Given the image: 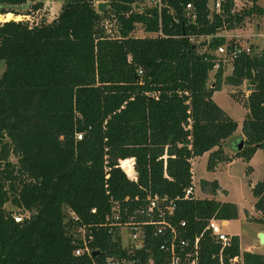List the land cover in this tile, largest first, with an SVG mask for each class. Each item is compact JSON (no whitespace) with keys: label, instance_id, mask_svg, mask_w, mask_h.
<instances>
[{"label":"trees","instance_id":"16d2710c","mask_svg":"<svg viewBox=\"0 0 264 264\" xmlns=\"http://www.w3.org/2000/svg\"><path fill=\"white\" fill-rule=\"evenodd\" d=\"M28 1L0 0V13L12 18ZM96 1L110 6L99 12ZM212 1L166 0L160 10L142 0H66L51 22H0V264H91L89 254H75L78 226L93 229V248L124 253L101 223L115 204L135 207L148 191L178 198L172 222L186 220L189 238L214 216L238 218L236 203L183 198L195 158L210 152L211 170L231 160L224 145L238 122L213 98L222 81H253L243 101L245 146L235 156L250 161L264 149V50L241 53L210 86L215 50L235 43L218 33L264 17V7L249 0L236 11L225 0L218 12ZM106 20L115 21V37ZM139 25L155 35L136 36ZM202 188L221 189L208 180ZM253 192L264 223V179ZM199 263L264 264V253L242 250L238 235L221 253L206 230Z\"/></svg>","mask_w":264,"mask_h":264},{"label":"built area","instance_id":"2783aa9c","mask_svg":"<svg viewBox=\"0 0 264 264\" xmlns=\"http://www.w3.org/2000/svg\"><path fill=\"white\" fill-rule=\"evenodd\" d=\"M33 0H29L28 3ZM41 2L40 7L29 9L28 12L20 14L22 19H29L36 24L48 22L44 19L46 1L35 0ZM147 5L162 9L166 0H146ZM225 0H213L211 7L215 11H221ZM95 6L98 10V3ZM37 5V3H36ZM188 9L192 8V4L187 5ZM99 11V10H98ZM100 12V11H99ZM41 15V18L39 17ZM112 21V20H110ZM106 21L104 27L107 35L115 37V34L108 32L109 27ZM116 26V23H115ZM116 33V32H115ZM220 36V35H219ZM212 36H207L210 39ZM237 38L231 39L235 43L232 46L220 45L214 52V71H218L224 67L227 62H232L243 52L254 54L258 49L252 47L251 44H242ZM166 159V156H165ZM131 167L135 175L130 177L136 179L134 162L132 159ZM127 172L128 166H127ZM197 198L194 184L189 186L184 193V199ZM139 200V197H136ZM128 200V198H127ZM178 198H173L168 194L152 193L148 191L146 197L135 207L121 206L115 204L111 213H109L101 226L107 231L114 241H118L124 253L108 254L102 252L99 248H93L92 243L95 240V232L87 226L76 227V235L74 243L76 244L75 254H89L92 258L91 264H200L201 239L206 230L211 232L215 240L221 244V253L232 245V235L226 233L223 225L227 224V220H221L212 217L208 220L204 232L196 235L195 238H189L186 235L187 222L182 219L176 224L172 222V217L177 210ZM95 211V210H93ZM75 221L79 218L74 212H71ZM20 220V217H16ZM159 238V243L149 244V240ZM95 251H100L98 255H93Z\"/></svg>","mask_w":264,"mask_h":264},{"label":"rangeland","instance_id":"374dc122","mask_svg":"<svg viewBox=\"0 0 264 264\" xmlns=\"http://www.w3.org/2000/svg\"><path fill=\"white\" fill-rule=\"evenodd\" d=\"M46 9L43 14L44 19L48 22L53 21L59 16L63 5L66 0H45ZM143 3H147L146 0H142ZM245 5L242 7L241 5ZM259 4L264 5V0H259ZM37 3V7L35 6ZM42 5L41 2H32L16 6L15 8L19 12L16 14L14 11L12 18H7L5 15L0 13V22L7 20H21L23 13H26L33 7L36 9ZM252 5L249 0H240L239 8L237 11L242 9H248ZM242 7V8H241ZM40 15V14H39ZM4 16V17H3ZM41 18V15L39 16ZM109 21L107 26L109 27L108 32L115 34L116 26L115 21ZM104 21V24L106 23ZM103 24V25H104ZM257 24L264 25V17L257 14L248 16L245 21L238 25V28H244V31L249 34H253L255 37H243V44H248L252 47H263L264 39L259 37V33L264 34V26L262 29L257 28ZM251 29V30H248ZM238 32V31H237ZM116 35V34H115ZM136 36L155 35L154 33H147L141 25L138 26L135 32ZM201 38L200 40H202ZM256 41V42H255ZM260 42V43H257ZM263 44V45H262ZM258 46V47H257ZM264 50V49H263ZM5 61L0 59V76L5 70ZM224 77L232 72V62H227L224 65ZM215 73L211 72L210 86L213 83L215 85ZM250 82L246 81L241 86H232L222 81L221 88L214 92V100L224 109L227 113L238 122V129L236 131V137L229 139L225 142V154L231 157V160L219 163L218 166L211 170L209 169L210 152L195 158L193 160V172H194V186L197 198H216L220 201L233 202L239 207V216L236 219L227 220V224L223 225V229L226 233L231 235H238L241 239V245L243 249L250 247L254 252H264V244L259 240V233L264 232V223L258 220L261 218V213H258L255 209V202L257 198L254 195L253 188L256 184L264 179V149H258L253 158L250 161L242 157H236L237 148L235 147L236 141L241 140L243 135V122L247 115V108L244 106L243 101L249 95L251 90L249 89ZM233 140L235 142L233 143ZM12 161L17 162V158L12 156ZM132 161H127L128 170L132 169ZM131 172V176L135 175V172ZM204 180L215 181L220 184L221 189L216 194H211L202 188V182ZM14 206L11 203L7 204V209L11 210ZM15 209V208H14Z\"/></svg>","mask_w":264,"mask_h":264},{"label":"crops","instance_id":"0c3cea01","mask_svg":"<svg viewBox=\"0 0 264 264\" xmlns=\"http://www.w3.org/2000/svg\"><path fill=\"white\" fill-rule=\"evenodd\" d=\"M244 2V1H243ZM259 3V2H258ZM26 4H28V3H26ZM239 4H240V0H235V10L237 11V9L239 8ZM245 5V2H244V4H242L241 6L243 7ZM261 5V4H260ZM261 6H263L264 7V5H261ZM241 7V8H242ZM62 10V9H61ZM57 18V17H56ZM264 26V25H263ZM261 24H257V28L258 29H262V27H263ZM245 28V27H244ZM244 28H242V29H240V28H238V26L236 27V28H234V29H228V28H226V29H224V30H222L220 33H218V35H221V36H223V37H226L227 39H234V38H236V36H239V38H237L242 44H243V42L241 41L242 40V38L243 37H255L253 34H249L248 33V31L247 32H245L244 31ZM248 30H251V29H249L248 28ZM238 31V32H237ZM258 36L259 37H261V38H263L264 39V34L263 33H259L258 34ZM256 42V41H255ZM257 43H260V42H257ZM261 44V43H260ZM263 45V44H262ZM258 47V46H257ZM258 50H260V49H264V45H263V47L261 46V47H259V48H257ZM257 152V151H256ZM255 155V154H254ZM194 182V181H193ZM241 248H242V250H248V251H252V252H254L250 247H246L245 249H243V247H242V245H241ZM258 253H264V252H258Z\"/></svg>","mask_w":264,"mask_h":264},{"label":"water","instance_id":"95a60500","mask_svg":"<svg viewBox=\"0 0 264 264\" xmlns=\"http://www.w3.org/2000/svg\"><path fill=\"white\" fill-rule=\"evenodd\" d=\"M110 6V2L109 1H101L98 3V10L100 12H105L107 11V9L109 8ZM252 85H253V81L250 82V85H249V89L251 90L252 89ZM237 143L235 144V147L237 148V150H242L243 147L245 146V141L244 139H241L239 141H236ZM259 240L262 244H264V232H260L259 233ZM100 253V251H95L93 253V255H98Z\"/></svg>","mask_w":264,"mask_h":264}]
</instances>
